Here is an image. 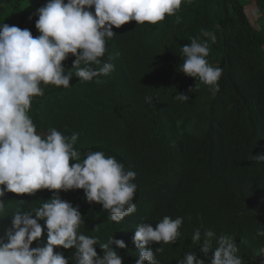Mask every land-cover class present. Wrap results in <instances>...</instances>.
I'll use <instances>...</instances> for the list:
<instances>
[{
	"label": "trees",
	"instance_id": "16d2710c",
	"mask_svg": "<svg viewBox=\"0 0 264 264\" xmlns=\"http://www.w3.org/2000/svg\"><path fill=\"white\" fill-rule=\"evenodd\" d=\"M47 2L0 0V23L29 29L35 38L40 33L34 14ZM201 29L217 37L209 41L207 57L223 70L215 94L179 67L181 46ZM113 31L102 58L115 65L110 75L101 83L74 76L68 88L42 85L44 95L33 98L29 112L38 132L55 127L68 136L79 133L75 147L81 159L89 150L102 151L136 173L137 211L119 224L101 205L89 204L82 189L60 193L79 207L80 231L100 243L123 239L127 248L117 249L123 264H135L139 250L132 238L139 223L155 227L165 216L184 217L174 243L151 245L154 252L164 248L156 253L160 264H179L189 251L201 258L191 239L197 228L233 237L244 264H264V236L257 235L264 228V162L251 159L264 154V0H192L157 24L131 21ZM74 59L64 62L66 69ZM178 92L189 99L177 100ZM52 195L46 189L7 193L0 235L13 213L38 207ZM45 240L46 231L39 243ZM57 251L67 258L74 249ZM97 252L103 254L98 246Z\"/></svg>",
	"mask_w": 264,
	"mask_h": 264
},
{
	"label": "clouds",
	"instance_id": "9594fccd",
	"mask_svg": "<svg viewBox=\"0 0 264 264\" xmlns=\"http://www.w3.org/2000/svg\"><path fill=\"white\" fill-rule=\"evenodd\" d=\"M191 2L48 0L34 14L40 33L35 38L29 29L0 23V215L5 213L7 193L35 195L43 189L53 193L38 207L11 215V226L0 235V264H123L117 249H126L125 241L113 236L100 243L96 237L83 234L80 229L84 217L79 207L64 200L60 193L82 189L89 204L101 205L109 220L119 224L137 211L133 202L136 173L102 151L89 150L81 159L75 147L79 133L68 136L55 127L46 133L38 132L29 112L33 98L44 95L42 85L68 88L74 76L80 82L95 79L101 83V77L111 74L115 65L102 62V58L108 52L107 42L116 35L114 27L118 29L131 21L154 25L166 16L176 15L182 3ZM181 21L176 16L175 22ZM200 32L190 44L181 46L179 67L215 94L223 70L213 67L207 57L209 41L214 44L217 37L210 30ZM70 56L75 59L66 69L64 62ZM176 99L186 101L189 96L178 92ZM151 100L146 97V102ZM251 159L264 162V154L252 155ZM183 222L184 217L165 216L155 227L139 223L132 238L139 250L135 264H160L156 253H162L164 248L156 247L154 252L151 245L174 243ZM45 231L46 240L41 244ZM257 235L264 236V228H258ZM191 239L199 244L202 256L186 252L179 264H206V260L208 264H244L237 242L230 235L217 237L210 229L202 232L197 228ZM34 242H38L36 247L32 246ZM58 248L74 252L66 258ZM259 255H264V248Z\"/></svg>",
	"mask_w": 264,
	"mask_h": 264
}]
</instances>
